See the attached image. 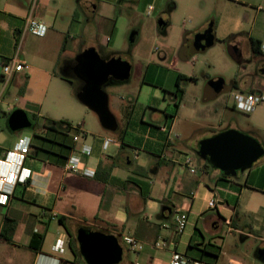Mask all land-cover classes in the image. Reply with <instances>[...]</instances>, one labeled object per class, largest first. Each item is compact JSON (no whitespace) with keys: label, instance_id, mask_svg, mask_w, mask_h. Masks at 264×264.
<instances>
[{"label":"crops","instance_id":"0c3cea01","mask_svg":"<svg viewBox=\"0 0 264 264\" xmlns=\"http://www.w3.org/2000/svg\"><path fill=\"white\" fill-rule=\"evenodd\" d=\"M178 3V0H36L32 8L33 0H0V57L9 59L19 49L24 62L22 72L15 74L6 85L2 81L0 88V159L21 139H30L24 161L29 179L26 185L16 186L6 206H0V264H14L15 261L17 264H83L71 254L65 228L72 237V233L76 237L80 228L110 235L117 239L119 245L123 243L122 237L132 236L145 244L133 263L168 264L172 245L176 252L182 254L178 247L185 233L175 234L172 225L175 210L187 214V225L191 220L195 221L191 236L198 233L203 247L211 242V239L205 240L203 233L214 237L225 226L228 236L238 237L241 243L252 239L258 243L256 251L264 249V161L254 163L249 170L238 172L235 177L225 175V180H218L221 172L196 155L199 161L193 160L194 174L181 167L184 157L189 156L187 151L195 154L201 140L225 130L203 128L192 135L179 136L175 122L179 118L182 101L175 108L171 95L177 75L188 79L182 82L186 87L188 84L198 85L194 74L185 71V65L193 56L189 54V48L195 36L212 28L215 40L227 42L232 54L237 46L241 51L243 28L240 21L230 24L229 18L224 16L218 26L205 20L189 32L183 24V34L177 43H168L165 53H160L157 62L151 63L153 70L148 77L145 76L130 103L113 104V112L110 113L119 122L116 132L103 129L100 123L92 124L88 130L84 122L77 123L81 125L82 133L69 130L64 134L49 129L52 122L63 121L72 126L71 119L77 118L69 113L54 116L43 110V104L24 100L28 82L39 74L49 77V84L56 80L70 81L58 74L64 65L75 64L67 59L73 55L69 47L79 54L94 48L100 55L117 56L118 53L107 52V49L109 46L111 50L115 49L117 38L122 35L125 39L131 32L136 33L135 43L140 31L132 20L138 12L147 15L146 9L151 6L149 16L162 20L164 28L170 24L167 19L178 10ZM30 12L47 26L44 37L23 34L24 19ZM122 12L126 19L119 22ZM185 32L188 34L184 37ZM31 38L48 43L57 50L56 58H50L54 61L36 64L30 60L23 47L25 49L31 44ZM63 44L65 48L62 51ZM257 57L264 60L262 55ZM216 81L210 84L212 89ZM13 87L16 88V96L11 95ZM232 87L238 92L252 93L244 91L237 80ZM79 89L74 88V92L69 93L74 111H79L73 103ZM183 90L185 97L186 90ZM10 98L17 106L8 104ZM109 102L110 99L108 108ZM18 109L36 117L28 132H13L8 127L10 114ZM191 124L194 125L193 122ZM163 126L170 129V133H164L161 130ZM229 129L237 130L233 126L226 130ZM120 132L122 141L118 138ZM74 137H77L75 142ZM106 138L114 142L104 149ZM84 147L89 149L88 155L82 153ZM71 156L77 157L82 167L93 171L94 176L65 172L63 165ZM213 199L221 204L216 209H209L207 203ZM59 218L63 219L65 228L59 223ZM5 219L13 221L11 242L1 238ZM199 225L203 233L198 229ZM29 230L43 235L40 251L29 249ZM159 238L166 242L165 249L151 247V243ZM59 239L65 242L62 254L51 251ZM18 241L25 244L19 245ZM193 245H199L198 241ZM193 245L188 242L187 250ZM206 250L211 255L216 253L214 248ZM183 254L190 259L217 264L204 260V255L199 258V254L189 256L187 251ZM216 255L218 261L222 255L221 248ZM5 256L13 258V261L3 260ZM253 260L257 262V252Z\"/></svg>","mask_w":264,"mask_h":264},{"label":"rangeland","instance_id":"374dc122","mask_svg":"<svg viewBox=\"0 0 264 264\" xmlns=\"http://www.w3.org/2000/svg\"><path fill=\"white\" fill-rule=\"evenodd\" d=\"M178 2V10L174 12L170 19H167L170 24L167 27L165 26L166 28L164 27L163 31L158 29L157 18L150 17L140 11L132 20L140 31L135 43L129 42L131 32L125 39L124 37L122 39V35L117 38L115 49L111 50L110 46L108 47L107 52L118 53L117 56L127 61L131 67L127 81L116 82L111 80L103 86L104 93L111 101L109 102L111 103L109 111L113 112L114 103H130L138 93L145 76L148 77L153 70L151 63L157 62V56L160 53H165V46L168 43H177L181 34H183L181 30L183 24L187 28L186 32H189L199 24L204 23L205 20L208 24L214 23L220 26L221 18L225 16L229 18L230 24H233L236 20L242 24L243 31L240 34L243 39L240 46L242 59L239 63L230 53L228 43L217 40L214 46L204 52L194 54L188 60L185 71L194 74L198 85L188 84L186 87L185 84L181 83L182 89L186 90V95L181 102V110L178 113L179 118L175 122V130L179 136L184 135L186 137V135H192L193 132H199L203 128L204 130L216 128L222 131L229 128V126H233L238 131L257 140L264 148V103L257 105L252 112L244 113L230 96V93L236 92V89L232 87L234 80L239 81L246 92L257 95L264 91V76L259 73V69L264 67V60H260L259 57L253 55L248 40L249 37L259 40L264 38V0H178ZM170 10L171 8H169ZM171 13L172 11L168 14ZM119 18V22L126 19L123 12ZM186 32L184 37L188 34ZM31 40V44L27 48L24 49L23 47L30 60L36 64L45 60L54 61L50 58H56L57 50L48 43H42L35 38H31ZM69 49L73 55L68 56L67 59L75 63L79 51H72L71 47ZM101 56L108 58V56ZM58 74L64 76L62 70H59ZM40 75L33 77L28 82L29 86L27 87V96L24 98L25 101L28 100L38 105L43 104V110L54 116L64 113L71 114L74 118H77L71 119L74 126L78 122H84L86 125L84 127L87 129L92 124L99 125L95 114L82 106L76 98H74L73 103L77 105L80 112L74 111L72 108L73 104L70 103L69 93L70 91L74 92V88H77L78 85L82 87L81 82L70 79L68 82L56 80L49 84V77ZM215 80H221L228 91L213 97V89L210 84ZM2 86L3 82L0 80V88ZM171 88H173V84ZM16 92L15 87L11 88V95L16 96ZM8 104L17 106L13 102V98L9 99ZM19 106H23V104H19ZM27 116L33 124L36 122L32 121L31 115L28 114ZM116 123L119 125L118 120H116ZM24 131L28 132L27 130ZM187 153L194 161H199L192 151H187ZM262 161H264V157H261L256 163L261 164ZM194 224L195 221L191 220L187 225L178 247L179 252L183 254L187 251L189 256H197L199 254L197 248H203L199 234L195 233L194 236H191V231L194 232L195 229ZM198 229L201 230L200 225ZM72 234L75 237V233ZM203 235L206 241L211 239L210 244L215 247L216 254L220 248L222 249V255L218 261H216V256L211 254L204 255V260L217 264H264L258 260H256L257 262L253 260L258 243L252 239L241 243L238 237L228 236L225 226L217 236L210 237L204 233ZM197 241L199 245H193ZM188 242H192L193 246L187 250L186 245ZM18 244H25V242L18 241ZM120 245L123 248V259L120 264L127 262L134 264L133 260L136 255L128 251L123 243L120 242ZM67 257L71 259L70 256ZM2 259L13 261V258L10 259L8 256L2 257ZM14 264H17L16 261Z\"/></svg>","mask_w":264,"mask_h":264},{"label":"water","instance_id":"95a60500","mask_svg":"<svg viewBox=\"0 0 264 264\" xmlns=\"http://www.w3.org/2000/svg\"><path fill=\"white\" fill-rule=\"evenodd\" d=\"M158 26H164L162 20L158 21ZM135 35V32L130 34V43H133ZM215 42L212 28H208L195 36L189 48V54L192 56L195 53L204 52L214 46ZM233 58L239 62L236 55ZM71 71L82 83V87L76 94L78 102L97 116L103 129L116 132L118 125L109 111L108 97L102 88L111 80L127 81L131 71L130 64L119 56L103 58L97 50L89 48L77 55ZM260 73L264 76V68L260 70ZM227 90L223 82L218 80L214 84L213 97ZM8 127L16 132L31 129L33 125L27 114L18 109L10 114ZM195 155L222 174L235 177L238 172L243 173L249 170L263 157L264 148L251 136L229 129L201 140ZM75 240L85 264H120L122 262L123 249L113 236L80 228L76 231ZM257 259L264 263V249L257 251Z\"/></svg>","mask_w":264,"mask_h":264},{"label":"built area","instance_id":"2783aa9c","mask_svg":"<svg viewBox=\"0 0 264 264\" xmlns=\"http://www.w3.org/2000/svg\"><path fill=\"white\" fill-rule=\"evenodd\" d=\"M36 0H33L32 8L34 7ZM152 12V7L149 6L146 9L147 15H150ZM23 34H30L35 37H44L47 32V26L38 20H36L32 13L24 19L23 23ZM260 50L262 55H264V38L260 44ZM24 68V62L20 57V50L17 49L13 56L9 59H2L0 57V80L4 82L6 85L9 80L18 73H21ZM230 96L233 102L238 105L242 112L250 113L254 110V108L264 103V91L255 95L253 93H245V92H232ZM70 130H74L77 133H82L81 125H72L69 128ZM161 130L164 133H170V129L166 126H163ZM77 137L73 138L75 142ZM114 140L110 138H106L103 141V148L106 149L107 146L113 143ZM30 147V139L23 138L21 139L11 150L7 151L3 158L0 159V206H6L11 200L14 190L18 185H26V182L29 179V172L24 169V161L27 157L28 151ZM89 149L84 147L82 149V153L88 155ZM181 167L189 170L191 174L195 173V169L193 167V159L190 156H185L183 162L181 163ZM63 170L65 172L74 173L83 175L86 177H93L94 172L82 167L80 160L75 157H69L63 165ZM220 205V201L210 200L207 203L209 209H216ZM188 217L184 211L175 210L172 213V225L174 227L175 234L180 236L183 234L186 225H187ZM122 242L124 246L133 254L137 255L142 252L145 244L138 239L132 236H124L122 237ZM65 242L61 239L56 240L54 245L51 248V251L56 254H62L64 251ZM151 247L160 250L165 249L166 242L162 239H157L151 243ZM134 264H140L135 262ZM168 264H209L197 260H192L185 256L184 254L176 252L174 250V245H172V250L170 252V260Z\"/></svg>","mask_w":264,"mask_h":264},{"label":"trees","instance_id":"16d2710c","mask_svg":"<svg viewBox=\"0 0 264 264\" xmlns=\"http://www.w3.org/2000/svg\"><path fill=\"white\" fill-rule=\"evenodd\" d=\"M163 27H160L159 30L160 31H163ZM249 42H250V46H251V51L253 53V55L255 56H261L262 53H261V50H260V44L261 42L258 41V40H254L252 38L249 39ZM65 48V45L63 44L62 45V48L61 50L63 51ZM185 80H188L186 79V77L182 76V75H177V78H176V82H175V90L173 93H171V95L173 96L174 98V106L175 108H178L179 105H180V102L182 101L183 97H184V90L182 89L181 87V83ZM190 80V79H189ZM82 84V83H81ZM80 85L77 86V89H79ZM167 93V92H166ZM36 120V117L35 115H32V121H35ZM70 128V125L69 123L67 122H63V121H60V122H52L51 125L49 126V129H52V130H56V131H62L64 134H67L69 132V129ZM118 138L122 141L123 140V134L120 132L119 133V136ZM221 176L218 178V180H225L227 179V177L220 173ZM13 221L9 220V219H5L4 220V227H3V232H2V236L1 238L8 241V242H11V236L13 234ZM59 223L61 225H63L64 227V224H63V219L62 218H59ZM65 228V227H64ZM67 234H68V237H69V242H68V248L71 252V254L78 259L79 262L85 264V262L83 261L80 253H79V249H78V246H77V242L75 240V237L71 236L67 229L65 228ZM7 233V236L6 234ZM5 234V235H4ZM28 236H29V243H28V247L30 250L34 251V252H37V251H40L41 249V245H42V242H43V235L42 234H38L36 232H33L32 230H29L27 232ZM214 248V246H212L211 244H207L205 247L203 248H197V251L199 252V258H202L203 255H210L211 253H209L206 248ZM212 256H216V253L213 254L212 253ZM192 260H195V259H192ZM197 261H201L200 259H197ZM202 262V261H201Z\"/></svg>","mask_w":264,"mask_h":264},{"label":"flooded vegetation","instance_id":"af4514ba","mask_svg":"<svg viewBox=\"0 0 264 264\" xmlns=\"http://www.w3.org/2000/svg\"><path fill=\"white\" fill-rule=\"evenodd\" d=\"M232 55H236L237 56V59L239 60V63L242 59V55H241V51L239 50L238 46L234 49V51L232 52ZM71 68L72 66L71 65H64L62 67V72H63V75L68 78V79H75V76L73 75L72 71H71ZM264 67L260 68L259 69V73H260V70L263 69ZM261 74V73H260Z\"/></svg>","mask_w":264,"mask_h":264}]
</instances>
